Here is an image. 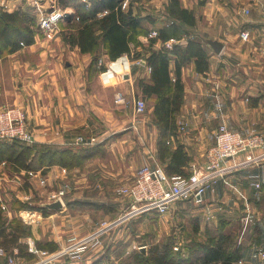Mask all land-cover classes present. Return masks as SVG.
Wrapping results in <instances>:
<instances>
[{
    "label": "crops",
    "instance_id": "0c3cea01",
    "mask_svg": "<svg viewBox=\"0 0 264 264\" xmlns=\"http://www.w3.org/2000/svg\"><path fill=\"white\" fill-rule=\"evenodd\" d=\"M26 1L0 0V9L13 12L22 7L30 11ZM81 1L90 6L89 0ZM151 2L160 7L169 0ZM181 2L196 18L194 26H186L190 37L199 39L208 54L205 73L198 72L193 61L181 70L183 103L176 121L182 131L168 139L172 150L181 145L189 156L183 170L190 174L193 169H206L205 153L213 146L221 125L264 137V0ZM67 10L71 19L64 22L65 28L76 13L73 7ZM127 10L141 16L130 3L124 11ZM161 22L144 27L159 32L171 24L164 17ZM242 31L250 33L247 40L241 39ZM184 37L172 41L169 49L176 44L185 45ZM137 38L138 45L131 43L130 53L119 57L129 55L140 64H134L130 74L116 78L111 85H103L99 77L110 61L103 48L97 57L81 53L77 47L69 49L58 35L46 38L36 34L33 44L0 57V109L18 106L25 110L33 143L79 149L85 154L76 165L69 164L64 174L62 165H51L45 171L54 189H65V198L61 210H49L44 215L37 211L41 214H35L29 223L31 235L20 239L28 245L32 257H23L16 247L6 250L15 256L17 264H119L135 251L144 249L142 253L147 255L155 247L163 250L167 241L170 251L190 259L197 243L229 237L240 249V258L233 264H264L260 254L264 252V164L250 165L216 179L208 185L200 202L175 201L168 213H158L163 219L152 218L141 208L138 213H122L130 207L129 201L116 198L114 189L126 184L123 180L134 178L141 166L163 167L158 158L160 131L154 121L153 101L147 100L143 115L135 114L132 99L123 106L114 103L116 88L131 93L138 79L149 80V52L167 47L168 41L163 44L148 34ZM205 39L221 42V52L216 54ZM170 70L173 76L174 59ZM0 171L9 170L0 165ZM11 181L17 184L9 187L14 196L22 188L23 179L13 176ZM26 182L21 192L31 198L30 183ZM257 182H263L260 190L253 185ZM18 215L11 208L2 217L7 225L14 219L22 220ZM104 220L109 225L100 233V247L82 261L71 259L66 251L68 238L90 236L102 228L99 222ZM187 220L186 228L180 222ZM171 232L177 239L182 238L180 232L186 234V243L163 234ZM173 242L179 249H174L177 246ZM46 244H55L56 250L50 252L42 246ZM4 262L0 257V263Z\"/></svg>",
    "mask_w": 264,
    "mask_h": 264
},
{
    "label": "trees",
    "instance_id": "16d2710c",
    "mask_svg": "<svg viewBox=\"0 0 264 264\" xmlns=\"http://www.w3.org/2000/svg\"><path fill=\"white\" fill-rule=\"evenodd\" d=\"M55 2L60 9L73 7L76 10L73 20L60 33L69 49L77 47L81 53H91L97 57L98 50L103 48L110 61H115L124 53H130V44L136 41L140 24L131 10L124 11L121 8L120 0H89V7L81 0ZM169 5L167 12L171 24L159 30L157 39L165 44L170 39L179 40L185 35L187 43L176 44L171 49L163 45L157 51H150L147 57V64L151 69L150 78L148 81L138 79L136 85L143 97L153 101L154 121L160 131L158 158L164 171L167 175L187 176L183 167L189 162V156L181 145L172 150L168 139L176 135V114L183 103L181 70L193 61L196 70L205 73L208 69V54L199 39L190 37L187 29L175 23L194 26V12L181 7L179 0H169ZM35 25V18L28 9L19 7L13 12L0 9V57L33 44ZM173 59L172 76L170 61ZM95 61L96 58L93 59ZM84 156L79 149L75 151L57 145L27 144L17 139L12 143H0V165L7 166L11 173L23 170L45 173L51 165H76ZM12 208L16 211L24 208L39 210L43 215L48 212L37 205L29 206L27 202L17 200ZM3 214L0 210V246L9 250L16 247L23 257L31 258L28 245L20 242L21 238L31 235V226L21 219H14L6 225ZM42 246L50 252L56 250L55 244ZM196 246L195 251L189 255L190 259L179 257L166 246L163 250L155 247L147 255L135 251L119 264H233L240 258V249L234 247L229 237L206 244L197 243ZM37 247L42 248L38 244Z\"/></svg>",
    "mask_w": 264,
    "mask_h": 264
},
{
    "label": "built area",
    "instance_id": "2783aa9c",
    "mask_svg": "<svg viewBox=\"0 0 264 264\" xmlns=\"http://www.w3.org/2000/svg\"><path fill=\"white\" fill-rule=\"evenodd\" d=\"M29 2L34 6L33 8H35L34 10L38 16V30L47 36L56 32L59 22L68 21L66 17L67 10L58 8L54 2L48 8L43 6L41 0H29ZM120 3L121 8L124 10L129 6L128 0H120ZM149 36L152 38L158 37V32L152 30ZM249 36L248 31L240 33L242 40H247ZM172 41L174 39H170L165 45L170 48ZM261 54L264 55V49H262ZM134 64L139 65L140 61L138 59L134 60L129 55L119 57L106 65V68L100 73V79L105 85H108L114 77L123 78L125 75L130 74ZM114 103L116 105L126 104V95L122 90L115 91ZM134 110L137 115L143 114L146 110L145 99L137 98L134 101ZM214 138V145L208 149L206 154V169H193V172L186 177L178 174L169 176L163 167L158 164L155 167L143 166L136 171L133 183L120 187L117 192H122V194L119 193L120 195L128 196L133 204L141 205L139 207L144 211L148 208H154L162 214L169 209L172 203L178 200L190 199L200 202L205 189L211 182L229 172L255 165L261 159L264 160V137L260 134H242L221 125ZM16 139L27 144L34 142L33 133L26 124L24 112L19 108L0 109V141H13ZM65 172L66 170L62 171L63 174ZM37 174L39 172L34 171L32 175L36 176ZM11 178L13 176H11L10 171H0V210L4 214L11 210L9 209L10 201H7L8 193H6L10 189L9 187L13 185L14 181H11ZM41 183L48 185L45 177H43ZM254 186L258 188L259 184L255 183ZM63 194V189H58L57 192L48 195L47 201L60 199L63 203ZM20 200L29 201L30 197L27 195L20 198ZM17 214L21 216L25 223L29 224L33 222L35 214L40 215L41 213L23 210L17 211ZM247 218L248 216L245 217V221ZM104 227L87 237H69L66 251L70 258L75 262L82 261L89 254L94 253L102 243L100 233L105 230ZM174 249L177 250L178 248L175 247ZM31 251L36 252L33 248ZM42 253L46 254L44 251ZM260 254L261 258L264 259V252ZM0 257L5 260L4 263L0 264H17L15 256L9 254L5 248L0 247Z\"/></svg>",
    "mask_w": 264,
    "mask_h": 264
},
{
    "label": "rangeland",
    "instance_id": "374dc122",
    "mask_svg": "<svg viewBox=\"0 0 264 264\" xmlns=\"http://www.w3.org/2000/svg\"><path fill=\"white\" fill-rule=\"evenodd\" d=\"M129 1V3H130V5L132 4L134 7H135V9H136V11L138 10L139 12H140V14H141V16L140 15H136L135 17H137L138 18V20H139V24H140V28H139V30H138V33H137V36L138 35H141V34H148V36H149V34H150V32L152 31H149L148 30V28H145L144 26H146V24L147 23H153V22H156V23H162L161 21H162V18L164 17V19H166L167 20V18H168V22L170 21L171 22V20H170V18L168 17V8L170 7V5H169V3H162V6H160V7H156V5H154V4H152V2H151V0H128ZM180 1V5H181V7H183L182 6V3L183 2H181V0H179ZM26 2H28L29 3V5L31 6V8L32 9H30V11L31 10H33V12L31 11H29L30 12V14L31 15H33L34 16V18H35V21H36V25H35V30H36V34H38V35H40L41 37L44 35L46 38H51V37H54L55 35L57 36H60V33L62 32V30L63 29H65V27H64V22H66V21H62V22H59L58 23V25H57V30H56V32L55 33H53L52 35H50V36H47V35H45V34H43V33H41L39 30H38V16L36 15V12H35V8H33L34 6H32V4H30V2H29V0H27ZM41 3L43 4V6L45 7V8H47V7H51L50 6V1L49 0H41ZM66 10H67V8H66ZM67 13H68V10L66 11ZM246 12V11H245ZM247 13V12H246ZM76 19H77V17H76ZM176 24H178V25H180V26H182L184 29H188L185 25H183V24H181V23H178V22H175ZM166 27V26H165ZM148 32V33H147ZM36 36V35H35ZM184 36V35H183ZM183 38V37H182ZM180 40V39H179ZM63 41V40H62ZM138 38L136 37V43H135V45H138ZM133 43V44H134ZM109 62H111V61H109ZM102 72V71H101ZM100 72V73H101ZM100 73H99V77H100ZM116 78H119V77H114L113 78V80L110 82V85H111V83H114V80L116 79ZM100 81H101V79H100ZM101 83L103 84V85H105L102 81H101ZM137 86V85H136ZM134 88V87H133ZM117 90H119L120 88H116ZM136 89V90H135ZM117 90H115V91H117ZM120 90H122L124 93H125V95H126V103H128V101L130 100V99H132L133 101H135L137 98H139V97H141V98H143V99H145V102H146V109H147V99L145 98V97H143V95L141 94V92H140V90L138 89V87H135L134 88V91H133V89L132 90H130L131 91V93H128L126 90H124V89H120ZM115 93V92H114ZM150 102V101H149ZM119 106H123V105H119ZM7 108H19V109H21L20 107H18V106H12V107H7ZM3 109H5V108H3ZM23 112H24V114H25V119H26V124H27V115H26V113H25V110H23V109H21ZM146 111V110H145ZM137 115V114H136ZM140 115H143V114H140ZM176 125H177V132H179V131H182L181 129H182V127H181V129H180V125H179V123H177V121H176ZM27 126H28V124H27ZM214 141H215V138H214ZM0 143H12V141H0ZM214 145V144H213ZM212 147V146H211ZM211 147H209L208 149H210ZM208 151V150H207ZM207 151H206V153H205V159H206V163H207V158H206V154H207ZM264 159V158H263ZM262 160V159H261ZM259 161L257 164H255V166H260V165H262V164H264V163H262V162H264V160H262V161ZM158 165H160V164H158ZM144 166H149L150 167V165H144ZM156 166V164H154V166H152V167H155ZM141 167H143V166H141ZM141 167H139V168H141ZM138 168V169H139ZM49 169V168H48ZM62 169V170H61ZM60 170L61 171H63V170H66L67 171V168L66 167H62ZM103 169H105V167L103 166ZM137 169V170H138ZM197 170H199V168H197ZM37 172H39V174H37L36 176H34V175H32L33 173H34V171H20V172H16V173H12V176H18V177H21L22 179H23V181L21 182V185H22V188H19L18 189V193H17V195L19 196V197H17L16 196V194L13 196L12 194H14V193H11L10 192V189H8L7 190V192L6 193H8L7 195H8V197H7V201H10V200H13V201H11L10 202V208L9 209H11L12 208V206H13V203L17 200V201H20V202H27L28 203V205L29 206H36V205H38L39 203H41L42 201H47L48 200V195L49 194H52V193H54V192H57V190L58 189H54L53 188V183L51 184L50 183V181H49V178H48V175L47 174H45L44 175V173H41L40 171H37ZM192 172H193V170H192ZM191 172V173H192ZM66 173V172H65ZM190 173V174H191ZM190 174H188L186 177H188ZM173 175H175V174H173ZM179 175V174H178ZM169 176H172V175H169ZM182 176H184V175H182ZM43 177H45V179L47 180V184L48 185H45V184H42L41 183V180L43 179ZM135 178V177H134ZM134 178H130V179H125V180H123V182L122 183H126V184H124L125 186L126 185H131L132 183H133V181H134ZM27 181V182H26ZM25 182L26 183H30V186H29V193L31 194V198H30V200L29 201H21L20 200V198H23L24 196H27V194H23L21 191H23L24 189V184H25ZM212 183V182H211ZM262 183L263 182H257L256 184H259V187L257 188L256 187V189L257 190H260V188H261V185H262ZM16 185L17 184H14V185H12L13 187H16ZM90 185V184H89ZM124 185H119V186H117L116 187V189H114L115 191H113L114 192V196L116 197V198H121V200L122 201H124V199H126L127 201H129V204H127V206H130V207H127V210H125V211H123L122 213H126V212H128V213H138L139 212V210H140V207H141V205H137V204H133L132 202H131V199L128 197V196H124V195H120V194H122V192H117V189H118V191H119V189H120V187H122V186H124ZM253 185H255L254 183H253ZM63 187L65 186V188L67 187V184H65L64 183V185H62ZM91 186V185H90ZM19 187H21L20 185H19ZM206 190V189H205ZM63 191H64V194H63V198H65V189H63ZM205 192V191H204ZM120 193V194H119ZM10 194V195H9ZM9 205V204H8ZM140 206V207H139ZM170 207H171V205H170ZM169 207V208H170ZM130 209H132V210H130ZM23 210H26V211H31V212H33V211H39V210H30V209H27V208H24V209H21V210H19V211H23ZM169 210V209H168ZM166 211L165 213H168L169 211ZM187 210V209H186ZM49 211V210H48ZM51 211V210H50ZM41 212V211H40ZM147 213H149L150 214V216L152 217V218H164L162 215H159L158 214V212L154 209V208H148L147 209ZM161 214V213H160ZM163 214V213H162ZM187 214V213H186ZM121 216H123V215H121ZM23 221V220H22ZM108 222L107 221H101V222H99V226H102V227H104V226H106V225H109V224H107ZM192 223V221H190V224ZM180 224L181 225H183V226H185L186 228L189 226L188 225V220L186 221V222H180ZM179 225V224H178ZM179 227H180V225H179ZM177 228H178V226H177ZM101 229V228H100ZM99 229V230H100ZM173 229H175V227L173 228ZM99 230H97V231H99ZM165 236H168V237H170V239H172V237H174V241H184L185 243H186V240H187V236H186V234H184V233H179V236L180 237H182V238H178L177 239V237H175L174 236V234L171 232V233H163ZM182 234H183V236H182ZM164 236V237H165ZM102 240V239H101ZM165 241V240H164ZM176 245L177 246V248L179 249V245H177L176 244V242L174 243L173 242V245ZM167 247H170V244H168V241H167V243L165 244ZM181 245H185V244H181ZM150 249H148V251H149Z\"/></svg>",
    "mask_w": 264,
    "mask_h": 264
},
{
    "label": "water",
    "instance_id": "95a60500",
    "mask_svg": "<svg viewBox=\"0 0 264 264\" xmlns=\"http://www.w3.org/2000/svg\"><path fill=\"white\" fill-rule=\"evenodd\" d=\"M66 17L68 19H71V14L66 13ZM205 42L212 48V50L216 54H219L223 48V44L219 42L217 39H205ZM37 206L42 209L51 210V211H57L63 209V203L60 199H55L52 201H42ZM143 251L144 249H142V252Z\"/></svg>",
    "mask_w": 264,
    "mask_h": 264
}]
</instances>
